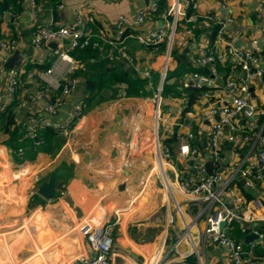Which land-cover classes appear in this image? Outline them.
<instances>
[{
    "label": "crops",
    "instance_id": "crops-1",
    "mask_svg": "<svg viewBox=\"0 0 264 264\" xmlns=\"http://www.w3.org/2000/svg\"><path fill=\"white\" fill-rule=\"evenodd\" d=\"M35 1L39 8L36 15L31 0H17L16 8H3V1L0 0L1 39L4 42H19V48L9 57L13 68L7 69L18 70L21 75V84L14 100L8 98L7 81L3 80L2 83V103L5 104L4 111L8 112L4 120L0 117L3 121L0 120V200L5 201L4 194H9L12 199H6V205L0 212V264H79L81 257L91 255L88 243L80 233L81 223L88 219L96 224H114L115 264H152V258L154 260L164 242V249H170L188 228L193 238L206 228V216L202 214L204 205H189L181 199L177 206L166 191L156 189L160 175L163 179L164 174L170 180L174 179L169 175L172 168L157 160L154 146L157 118L153 99L162 88L158 121L161 126L160 138L168 146L166 140L171 139L174 132L177 134V139L168 148L173 166L185 177L184 180L192 176L193 162L181 158L179 147L189 133L195 135L191 145L202 154L206 170V165L211 163L213 173L228 176L230 163L242 167L255 164L259 148L255 147L254 141L236 151L237 146L225 140L222 145L224 165L212 159L207 137L210 122L200 118L209 108V101L201 97L192 98V91L186 88L185 82L191 80L193 71L211 74V68L196 66L199 47H204L207 52L214 50L218 53L236 48L264 55V11H260V2L195 0L197 7L194 14L216 18L225 27L224 47L214 46L215 40H210L212 32L203 23L202 28L196 27L189 34V25L182 22L168 60L167 42L146 46L136 38L137 35L169 27L170 20L163 16L164 0H112L110 3L102 0ZM154 1L160 3L161 11L150 13L143 24L131 31L132 36L126 40V56L120 60L111 62L106 57L109 51H115L116 56L119 54L118 49L108 45L102 50L88 47L70 53L81 64V69L76 73L79 85L56 114L50 116L44 113V104L32 110L19 107L21 100L45 88V84L30 77V73L38 74L52 67L57 59L52 54L57 49L53 44L40 51L36 48L34 33L37 26H72L77 22L79 12H82L85 31L93 39L99 38L102 31L114 39L115 29L112 26L120 16L134 20L141 9L148 8ZM184 55L183 60L181 56ZM262 66L264 69V64ZM215 67L217 75L212 78L218 85L216 99L222 104L229 103L230 96L225 84L229 77H235L243 85V94L250 96L257 109L255 119L242 120L239 127L249 130L254 121L264 126V73L261 80L251 81L237 64L230 61L219 62ZM65 73V69L60 72L61 75ZM133 80L143 82L144 92L140 90L139 96L128 94L129 81ZM89 82L95 83L94 89ZM57 97L58 92H49L46 102H53ZM83 106L84 115L74 122L76 128L70 135L60 132L58 136L50 138V149L55 151L54 154L43 149L34 150L30 140H19L18 137H25L33 117L43 116L60 125L80 113ZM9 112L10 123L7 122ZM21 164L26 167L24 171L20 170ZM61 168L68 169L62 186L52 200L43 199L37 193L39 186L48 180L52 172ZM156 169L161 172L158 178L154 174ZM207 173L210 174L208 170ZM236 185L235 193L244 207L260 198L264 192V181L250 187L244 179L237 177ZM23 193L28 201H32L31 204L35 202L36 213L50 207L53 208L49 211L53 219L59 215L65 221H72L74 239H65L57 227H50V222L59 226L61 220L43 219V214L35 218L36 221L40 218L36 226H33L32 217L27 219L31 221L30 224L26 221L29 226L24 224L26 219L23 225L13 226L14 218L11 217L22 208V204L17 208L19 203L15 198ZM167 200L172 205L170 202L166 206ZM160 203L166 210L165 214L159 210ZM261 216L264 218V211ZM259 223L264 224V221L254 223L247 234H243L241 223H235L230 228L233 237V232H239L235 226L245 236L243 240L237 239L245 246L244 264H256L264 257V243L259 238L249 244L245 242L248 235L255 233ZM67 227L68 223H65L62 228ZM255 242L258 245L252 248ZM188 248L182 242L178 250L183 254ZM169 262L225 264L226 249L202 243L197 247V253L179 262L171 258Z\"/></svg>",
    "mask_w": 264,
    "mask_h": 264
},
{
    "label": "built area",
    "instance_id": "built-area-1",
    "mask_svg": "<svg viewBox=\"0 0 264 264\" xmlns=\"http://www.w3.org/2000/svg\"><path fill=\"white\" fill-rule=\"evenodd\" d=\"M110 3L112 0H102ZM166 6L163 10V16L170 20L167 29L159 30L153 33L137 35V40L146 46L158 45L167 42V58L169 60L173 51L174 43L178 32V27L182 22L189 25L187 33H192L196 27H204L211 30L217 28V34L214 46L224 47L225 27L216 19L210 16L200 17L197 14H189L195 11L197 5L195 0H164ZM260 11H264V0H259ZM33 13L36 15L39 8L35 0H31ZM161 11L158 1H154L148 8L141 9L134 20H130L126 16H120L113 24L115 29V38L112 39L105 31H102L99 38L93 39V36L85 31L84 19L82 12H79L77 22L72 26H48L39 25L34 33V43L40 51L42 48L55 43L56 50L52 53L57 57L56 63L52 67L41 70L38 74L32 72L30 77L36 78L39 82L45 84L43 91L30 94L26 99L19 102V107L32 110L40 104H44L42 111L47 115L57 113L59 107L65 100L76 90L79 85L77 71L81 69L80 62L74 60L71 52L77 49H85L92 47L95 50H102L107 45L118 49L119 54L116 56L115 51H109L106 56L111 62L118 61L125 55L126 40L132 36L131 31L138 25L144 23L146 17L154 12ZM19 48V42L12 40L4 42L0 34V111L5 109L2 103L3 80L7 81L6 90L9 94V100H14L17 89L21 84V75L18 70H8L6 63L9 57ZM232 62L237 64L241 71L246 74L247 79L251 81L261 80L264 69V55L259 52H251L248 50L230 48L226 51H210L207 52L204 47H199L196 53V66L198 68H211L210 75H203L200 71H193L191 80L186 86L192 89H205L201 98L209 101V108L200 118H205L210 122L207 137L209 140V150L212 159L224 165L225 158L223 156L222 145L225 140L234 143L237 149H240L246 143L254 141L255 147L259 148L257 162L249 163L242 167L235 163L228 164L230 175L225 176L223 173L208 174L204 165L202 154L191 145L194 133H189L182 139L179 147L180 156L185 161H192V176L184 180V176L179 174L173 166L171 151L165 146L160 138L161 126L160 112L162 97L160 88L153 102L156 104L157 126L154 130V146L156 148L157 160L160 164L166 163V166L172 168L173 181L164 174L165 186L169 197L178 206L177 197L189 205H204L202 214L206 216V228L203 232H199L196 238H193L188 231L179 237L178 241L172 248L161 250L157 253L152 264H171V258H176L177 262L182 261L197 253V247L202 243H208L216 247L226 249L225 264H244L245 263V246L243 242L238 241L230 234V228L235 223L243 224L242 232L247 234L254 223L264 221L261 213L264 211V192L260 198L253 200L247 207L242 206L239 202L235 188H237V177L244 179L250 187H255L256 183L264 181V126L254 121L250 129H242L239 124L242 120H253L257 115V109L253 104L250 96L243 94V85L239 83L235 77H229L226 81L225 88L230 96L229 103L222 104L215 97V91L218 85L213 76L217 75L215 65L219 62ZM66 70L64 75L60 72ZM56 73L59 75L57 76ZM149 76V73H146ZM55 94L58 97L53 102H46L47 93ZM84 115V106L80 113L71 116L62 124H54L51 119L41 117H33L31 125L28 127L25 137L36 138L39 131L43 129H54L62 132L64 135H70L75 130L74 122ZM21 171L25 170V165L21 164ZM26 173V171H25ZM7 202V201H6ZM6 202L0 200V212ZM169 202V200H168ZM179 212L181 208L179 206ZM174 221L172 222V224ZM225 226L221 228V224ZM114 224H96L91 219L84 220L80 225V233L86 239L88 247L91 250L90 256H83L79 260V264H115L113 260L115 236L113 233ZM229 230V233L226 232ZM259 235V240L264 243V232L255 230ZM188 235V236H187ZM185 242L189 248L186 253H180L179 245ZM258 242V241H257ZM252 244V248H256L258 243ZM256 264H264V257Z\"/></svg>",
    "mask_w": 264,
    "mask_h": 264
},
{
    "label": "rangeland",
    "instance_id": "rangeland-1",
    "mask_svg": "<svg viewBox=\"0 0 264 264\" xmlns=\"http://www.w3.org/2000/svg\"><path fill=\"white\" fill-rule=\"evenodd\" d=\"M178 46H175V48H177ZM155 167H156V165H155ZM159 173H161L159 170H157L156 169V171H154V174L156 175L157 174V178H158V175H160ZM169 175L171 176V178L173 179V174L171 173V172H169ZM160 180V181H159ZM156 189H160L161 190V188H162V192L163 191H166L167 192V190H166V186H165V177H164V179L162 178V176L160 175V179H157V182H156ZM34 192H36V189L34 190ZM161 192V193H162ZM5 195V201H6V199H12L11 198V196L9 195V194H4ZM18 199V200H17ZM159 199H161V195H160V197H159ZM15 200L19 203V205L17 206V208H19L20 207V205L22 204V208L20 209V210H18L17 212H15L14 213V215L11 217V218H14V223H13V226H15V227H17V226H21V225H23V220H25V222H24V224H26V226H29L28 225V223L27 222H29V224H30V222L31 221H28L27 219L28 218H30V217H32V219H34L33 220V223L35 224V225H33V226H36V224H38L39 223V221H40V218H38V220L36 221V217L37 216H41L42 214H43V219L45 218V219H47V218H52L51 217V213L49 212V211H51V210H53V208H48V209H46V208H44L43 210H41V212H38V213H36V210H34L35 209V202H33V204H31L32 203V201L30 202V200L28 201V199H27V197H26V195H25V193H23V194H21V195H19L18 197L16 196V198H15ZM177 200H181V198L180 197H177ZM30 202V203H29ZM170 202L171 201H169L168 202V200L165 202V204H166V206L167 205H169L170 204ZM28 205H29V207H28ZM171 205H172V202H171ZM1 210V209H0ZM159 210L163 213V214H165L166 213V210H165V208L162 206V204L160 203L159 204ZM53 219V218H52ZM53 220H61L62 222L59 224V226L56 224V223H54V222H50L51 224H50V227L51 228H53V229H55L56 227L58 228V230L60 231V232H62V234H63V236L65 237V239L67 238V239H74V232H73V229L71 228V226L73 225V223H72V221H68V220H63V219H61V217H59V215L57 216V219H53ZM27 221V222H26ZM65 223H68V227L65 229V228H62L63 226H64V224ZM178 224H179V226H181L180 224H181V222L179 221L178 222ZM31 229V228H30ZM235 229H237V231H239V232H233L234 233V235H235V237L234 238H236V239H238V240H243V238L245 237L243 234H241V231L239 230V228H238V226H235ZM167 230V229H166ZM165 230V231H166ZM165 232H163V234H164ZM163 234H161V235H163ZM39 253L40 252H38V255H39Z\"/></svg>",
    "mask_w": 264,
    "mask_h": 264
},
{
    "label": "trees",
    "instance_id": "trees-1",
    "mask_svg": "<svg viewBox=\"0 0 264 264\" xmlns=\"http://www.w3.org/2000/svg\"><path fill=\"white\" fill-rule=\"evenodd\" d=\"M2 1H3V4H1V5H2L3 8H7V7H10V6H13V8H16L18 6L17 0H2ZM194 12L195 11L191 9L189 14H192V13L194 14ZM211 32L212 33L210 34V40H211V42H213L215 40V38H216L217 28L213 27L211 29ZM129 84H130V87H129V90H128L129 96H139V95H141L140 90H143V82L142 81L141 82L140 81L137 82L136 80H133V81H129ZM186 88L192 91V94H190L192 98H194V97L195 98H197V97L200 98L202 96L203 92L205 91V89H201V90L200 89H196L195 90V89H192L191 87H186ZM143 92H144V90H143ZM193 100L194 99H192L191 104L193 103ZM4 110L0 111V113H1L0 117H1L2 120L5 119V115L8 112V110H6V111H4ZM10 116H11V112H9V115H8V118H7V122L8 123L11 122V120H10L11 117ZM2 120H1V122H3ZM59 133L60 132L57 131V130L47 128V129H43V130L39 131L36 138H28V137L26 138V137H24V135H22V136H20L18 138H19L20 141L30 140V144L32 145L34 150L43 149V150H45V152H50L51 154H54L55 151H51V149H50V146L52 145V139H50V138L52 136H56V135L58 136ZM176 139H177V134L174 132L173 133V137L171 139H169V140L168 139L166 140L167 145L168 144L171 145V143H173ZM191 144H193L192 141H191ZM168 146H166V147H168ZM62 182H63V179L60 180L59 183H62ZM256 228H257V230H260V231L264 232V224L259 223Z\"/></svg>",
    "mask_w": 264,
    "mask_h": 264
},
{
    "label": "water",
    "instance_id": "water-1",
    "mask_svg": "<svg viewBox=\"0 0 264 264\" xmlns=\"http://www.w3.org/2000/svg\"><path fill=\"white\" fill-rule=\"evenodd\" d=\"M53 46L56 47V44L53 43ZM185 57H186L185 55L181 56V59L184 60ZM6 67L13 68L10 65V59H8L6 63ZM94 85H95L94 82H89V86H91L92 89H94L93 88ZM206 167H207L208 172L212 174L213 173L212 164L208 163ZM219 172H222V170H220ZM67 173H68L67 168H61L60 170H56L52 172L48 180H46L39 186L37 193L45 200H52L55 197L57 190L62 186L61 183H59L60 180H62ZM263 205H264V202H263ZM224 226H225V223H222L221 228H223ZM226 232L229 233V230H226ZM258 238L259 236L256 233H252L245 238L246 239L245 242L249 244L257 240Z\"/></svg>",
    "mask_w": 264,
    "mask_h": 264
},
{
    "label": "bare ground",
    "instance_id": "bare-ground-1",
    "mask_svg": "<svg viewBox=\"0 0 264 264\" xmlns=\"http://www.w3.org/2000/svg\"><path fill=\"white\" fill-rule=\"evenodd\" d=\"M168 198V197H167Z\"/></svg>",
    "mask_w": 264,
    "mask_h": 264
}]
</instances>
